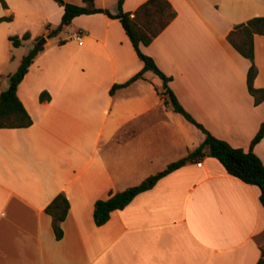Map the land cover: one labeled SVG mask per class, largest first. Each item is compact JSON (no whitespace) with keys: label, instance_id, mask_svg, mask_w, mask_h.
Listing matches in <instances>:
<instances>
[{"label":"crops","instance_id":"obj_1","mask_svg":"<svg viewBox=\"0 0 264 264\" xmlns=\"http://www.w3.org/2000/svg\"><path fill=\"white\" fill-rule=\"evenodd\" d=\"M4 1L0 91L18 67L19 50L37 36L45 41L17 86L32 123L0 128V264H256L264 246L260 190L230 175L207 147L95 225L97 199L140 183L204 137L165 103L162 79L150 70L110 93L143 68L117 18L81 14L64 35L62 28L47 37L62 6ZM144 1L123 0L122 8L133 13ZM168 1L176 16L141 51L170 77L168 86L196 121L247 150L264 105L247 89L249 59L226 36L235 24L264 16V0ZM92 5L117 11L116 0ZM76 30L81 44L71 36ZM24 32L30 37L12 46L8 37ZM253 45V85L264 87V35L255 34ZM43 91L49 97L41 100ZM252 151L264 163V136ZM58 193L69 202L60 238L45 212Z\"/></svg>","mask_w":264,"mask_h":264},{"label":"trees","instance_id":"obj_2","mask_svg":"<svg viewBox=\"0 0 264 264\" xmlns=\"http://www.w3.org/2000/svg\"><path fill=\"white\" fill-rule=\"evenodd\" d=\"M54 1L62 6L63 13L60 24L50 29L47 37L57 35L65 25L71 23L74 17L81 14L100 12L106 14L108 17L117 18L120 21L137 56L143 62V68L124 83L114 84L110 89L111 94L116 88L128 85L133 80L141 78L144 71L150 70L162 79L163 94L166 97L165 103H169L175 112L180 113L204 134L203 141L186 156L168 163L164 169L146 177L136 185L111 193L105 199H97L94 202L92 213L95 225L104 224L109 219L112 211L122 209L135 195L150 189L159 178L179 168L189 160L200 158L203 155L205 147L208 148L209 155L216 158L230 175L247 184L258 186L260 190L259 200L264 207V163L252 151V146L264 136V120L259 125L247 150L231 146L225 140L212 135L183 108L168 86L170 77L161 71L150 56L141 51L140 45L149 44L176 16V11L168 0H145L133 13L123 10V0H116L117 11L115 13H111L105 8L93 6V0H83L88 6L70 3L65 0ZM1 2L6 6L4 0H1ZM255 34L264 35V16H254L244 22L235 24L226 37L239 54L249 59L250 66L246 75L247 89L253 97L255 104L263 103L264 105V87H255L253 85V80L257 74L253 45ZM29 37V32H24L22 35H11L8 39L13 46L17 47ZM41 37L43 36L35 38L33 47L22 56L17 69L7 75L8 85L0 91V128L27 127L32 123L30 115L17 96V86L23 79L35 56L43 49V44L38 42ZM48 97L47 92L43 91L40 93L41 100ZM68 208L69 202L63 193H58L45 207V212L51 216V225L56 238H60L63 234L61 222L64 220ZM256 264H264V246L261 247V255Z\"/></svg>","mask_w":264,"mask_h":264},{"label":"rangeland","instance_id":"obj_3","mask_svg":"<svg viewBox=\"0 0 264 264\" xmlns=\"http://www.w3.org/2000/svg\"><path fill=\"white\" fill-rule=\"evenodd\" d=\"M68 27V25H65L64 27H63V35H64V33H66L67 32V30H66V28ZM34 45V44H33ZM33 45H31V46H26L25 48H23L22 50H19L20 52H22V56L23 55H25L26 53H28V51L33 47ZM13 46V45H12ZM20 60L21 59H19V63H20ZM19 65V64H18ZM7 85H8V78H7ZM180 115V114H179ZM181 117H183V116H181ZM183 120H185L184 118H183ZM189 125L193 128V129H195V131H197V133L201 136V137H204V135H203V133L197 128V127H195L193 124H191V123H189ZM196 133V132H195ZM198 135V137H200ZM133 185H135V184H133ZM130 186H132V185H130ZM127 187H129V186H127ZM126 187V188H127ZM125 189V188H124Z\"/></svg>","mask_w":264,"mask_h":264},{"label":"built area","instance_id":"obj_4","mask_svg":"<svg viewBox=\"0 0 264 264\" xmlns=\"http://www.w3.org/2000/svg\"><path fill=\"white\" fill-rule=\"evenodd\" d=\"M71 36L77 41L78 44H81L83 42L82 31L76 30L72 32ZM197 165H201V162H198Z\"/></svg>","mask_w":264,"mask_h":264},{"label":"water","instance_id":"obj_5","mask_svg":"<svg viewBox=\"0 0 264 264\" xmlns=\"http://www.w3.org/2000/svg\"><path fill=\"white\" fill-rule=\"evenodd\" d=\"M45 41V37H41V39L38 41L40 44H43Z\"/></svg>","mask_w":264,"mask_h":264}]
</instances>
